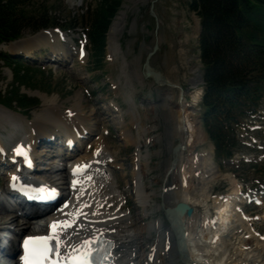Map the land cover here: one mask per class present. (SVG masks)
I'll return each mask as SVG.
<instances>
[{"label":"rangeland","instance_id":"rangeland-1","mask_svg":"<svg viewBox=\"0 0 264 264\" xmlns=\"http://www.w3.org/2000/svg\"><path fill=\"white\" fill-rule=\"evenodd\" d=\"M92 1L49 0L46 5L50 6L51 11L48 12L47 17L52 15L53 18H56L55 21L60 24H65L72 18L75 19L74 22H79L77 13L85 5L84 3ZM152 3L154 5L151 8ZM124 4H126L125 8ZM188 5L189 0H124L121 10L124 8L126 11V23L118 36L121 49L117 57L110 55L107 45L106 58L100 70L90 69L93 67V63H91L92 54L90 57L89 50L87 56L81 61L75 54V60L68 66L53 69L43 66V73H31L32 77L27 83L18 87L21 94L27 95L31 99L33 103L31 108L22 109L17 102H14L12 110H18L20 114L27 113L28 117L34 120L36 117L43 119L49 116L51 107L57 109L58 114L61 115L71 113H64L71 109L70 111L75 112L73 114L80 113L84 116L83 118L89 119L88 127L95 131L92 137L98 139L99 142L104 141L108 150L116 158L117 170L112 172V182L116 183L120 192L129 201L127 207L130 208V211L124 213L130 215L138 226H149L153 221L160 219L164 222L167 221L165 219L167 216L161 209L162 190L166 184L171 186L174 180L177 184L181 182L179 177L184 176L185 169L189 170L187 175L185 174L188 180L187 184L184 185V188L182 187V191L179 189L175 191L183 197H189L191 204L193 203L196 207L198 218L201 217L198 222L200 226H197V236L194 240L192 237L190 239L192 240L193 254L195 253L196 256L200 254L201 259H203L202 256L208 259V264L210 261L211 264H264V211H251L252 214L262 213L261 219H256L254 216L255 218L251 221H246L236 215L233 204H231L232 207H227L228 210L224 216H227L225 222L221 223L220 221L215 223L216 225L207 223L214 214L216 219L217 207L222 202L221 198L216 195L225 191H246L251 187H256L257 184L260 185L264 179V136L261 135V132H254L253 135L258 133L260 135L252 138L245 128L246 124L250 125L251 123H255V126H264V98L260 101L257 117L253 120H250V116L243 118L241 120L243 123L236 128L237 139L241 143H248L249 147L241 145L238 150L232 152L234 163L229 164L226 159L215 157L212 142L201 123L197 129L195 126L192 144L179 153L177 152L179 159L174 169L175 171L177 169L176 177L171 174L172 171L169 172V168H173L174 149L182 141V132H180L179 126L180 106L177 109L176 102L181 101L182 90H184L183 96L191 97L192 95V100L195 95L197 99L195 104L198 105L196 108L190 109V112L198 114L199 99L202 94L203 70L198 54L197 26L199 17L188 8ZM66 33L67 43H61V46H70L71 48L78 38L79 32L69 29ZM40 34L41 32L36 34L25 30L22 38L34 37L31 41L36 40L35 47L42 45L44 42H41L46 38L52 40L51 37H53L58 40L54 32L50 31V34H47L48 37H45V33ZM23 40L13 43L17 45V50L23 45L21 43H28ZM156 43L159 44V49L152 56L150 65L162 73L164 80L170 86L146 75V56ZM10 44L8 43L7 46H12ZM4 45L2 48L5 47ZM0 52L2 55L5 53L4 50H0ZM123 62L126 64L127 77L122 69ZM15 65V62L10 58H0V90L6 95L17 88ZM28 65L31 66L32 63H28ZM193 69H196L199 73L198 77H200V79L197 78L195 86L190 83V79L196 74ZM129 91L130 95H128ZM164 94L167 99L160 100ZM133 100L136 101L134 111L129 106ZM110 102L114 107L110 106ZM97 110L102 113L98 114ZM136 112L142 116L140 117L138 114L141 119L139 125L144 128L142 136L139 135L140 129H137V123H132ZM190 112L187 111V113ZM22 116L28 118L23 114ZM3 129L4 132L8 129H11L12 133L17 131L8 125L6 127L0 125V131L3 132ZM123 130L130 141L123 134ZM242 135L244 136L242 137ZM139 137H141V141L138 139ZM137 140H139V146L136 143ZM141 142L144 144L142 147ZM42 147H44L43 151L46 149L47 152L53 148ZM139 151L147 155L146 159H142L141 164L136 160ZM207 151H211L210 164L206 159H203H210V154ZM193 155H196L200 161L192 163ZM44 160L59 161V159ZM180 167L181 169H178ZM135 172H144L142 185H145L144 187L147 189H144L152 194L145 212L136 203ZM172 187L165 189L163 194ZM171 198L169 203L174 202L173 197ZM174 204L166 206H174ZM204 218L205 221L202 225ZM230 218L232 221L228 224ZM18 221L14 220L16 224ZM210 225L215 227L211 228ZM163 228L164 231L162 229L159 232L154 230L150 234L149 240L141 241L144 248V252L139 253V255L142 254L139 257L141 264L147 256L150 245L155 244L158 238H163L168 232L167 230L171 228V224L167 221ZM12 233L9 231L8 235L11 236ZM213 233L215 236H217L216 233L219 235L217 241L211 243L209 240ZM166 242H170L168 236ZM163 260L168 261L165 258ZM6 261H10V259Z\"/></svg>","mask_w":264,"mask_h":264},{"label":"bare ground","instance_id":"bare-ground-1","mask_svg":"<svg viewBox=\"0 0 264 264\" xmlns=\"http://www.w3.org/2000/svg\"><path fill=\"white\" fill-rule=\"evenodd\" d=\"M125 6L126 4H124V8ZM124 8L120 11L118 16H116L117 18L112 22L109 31L108 48L110 55H113L115 57L118 56L119 51L121 49L118 36L122 31L123 26L126 23V19H125L126 11L124 10ZM43 33L46 34L45 37H48L47 34H50V31L49 32L42 31L41 34ZM33 38L34 37L23 40V41H27L28 43H21L23 44L21 47L28 48V50L27 51L25 50L24 52L26 53L34 52L33 49L36 46L37 42L36 40L31 41ZM45 41L49 43L51 40H48L46 38L41 43L43 42L45 43ZM122 69L124 70L123 72L124 74H126L127 77L128 74L126 73V64L124 62ZM193 79H195V81L192 82L194 84L197 81V77H194ZM130 94L131 92L129 91L128 95ZM53 101L55 102L56 99ZM181 110L182 107L180 108V111ZM97 113L100 114L98 110ZM83 117L84 116L80 115V113L79 114L66 113L65 115H61L60 113L58 114L57 109L51 107V114L49 116L44 117L43 119H41V117H36L34 120L30 121V119L28 118L27 119L23 118L22 114L18 113V111L0 105V125H2L3 127H6V125H8L9 127H12V129H16L17 131H19V129L21 128H24L25 130V132L23 133L24 135L22 137H19V140L26 139L24 141L26 142L30 141L33 144H38L41 142L40 139L42 137L41 136L42 134H46V135L48 134L50 137L52 135L51 133H53V131L55 132V129L56 131L58 129L60 131L62 130L63 132L65 131L67 134H72V139L74 140L73 143L76 144L77 140L75 141V139H77L76 137H77V133L79 132L78 130L79 128H81L82 131L84 129L86 131L93 130V128L91 129L90 127L87 126V121H89V119H85ZM140 120L141 119L139 115L135 114V116H133V122L137 123L138 129H140L139 135L142 136L144 134V130H143L144 128L143 126L139 125ZM184 122L187 123L186 132L187 133L189 132V135L187 136L186 139L187 140L186 147H187L188 145H191L192 142L194 141L195 125L194 122L188 117L184 119L182 114H180L179 112V124L181 130L183 128ZM51 129L54 130L51 131ZM33 130H36V136L33 134ZM15 133H12V135L18 136V133L17 134ZM58 134L59 133H56V135ZM124 134L126 135V132ZM68 139L69 138L66 137L62 142L67 141ZM138 139L140 141L142 140L141 137H139ZM127 140L130 141L128 137ZM139 140L136 141L138 145H139ZM62 142L61 141L58 142L56 139L53 138L52 140H50V143H52L53 148L55 147L54 149L52 148L51 151L54 152V150H56L62 156L59 157V162H56V160L49 162L45 161L42 157L43 155L34 150L35 152L34 155L37 156V159L48 163V166L46 167L38 166L37 167L38 171H41L40 169L43 168H52L54 167V164L57 163L55 164V167L57 169L56 171H50L49 173L47 171L44 174L46 175V179L49 182L60 187V188L55 187V190L60 192L61 195L60 202H63L58 212V216L54 221L57 222L58 225L60 226L57 227V229L55 230H53L50 226L44 228L42 231L44 235L42 236H48V235L55 236L59 244V253L62 256H64L65 254L70 252L73 248H75L80 243L85 241V239L92 238L98 234H102L108 236L114 242L113 259L115 264H141L139 257L142 254L139 255V253L144 252V248L141 244V241L149 240L150 234L154 230H157L156 232H159L160 229H162L163 227V222L160 220H155L151 224H149V226H143V225L138 226L136 224L137 222H134L131 219L130 215L124 213L123 211L121 212L119 210L122 205L121 203H118L116 207L110 209V207L112 206L110 202H113L111 198L119 197L120 193L117 190L118 187L116 188V185L112 182L113 170L110 171L104 168V163L106 159H112L114 157L108 151V147L106 144L102 143V145L100 144L101 148L97 147L96 148L97 150L88 153L91 151L92 144H90L89 146L86 147V151H87L86 154L84 156L82 155L83 156L82 158H76L74 157V155L76 154L75 152L79 149V147H76L73 153L72 151H70L72 150V147L68 145V147H66L68 149H65L64 146H62L63 145ZM57 146L59 147L57 148ZM137 157L140 160L139 162L141 163L142 159H146L147 155H144L139 151ZM176 162H174L172 166L173 167L172 174L175 177L177 171V169L176 171L174 170L176 168ZM192 162H196L195 159L194 161L192 160ZM188 172L189 170L185 169L183 173L184 176L180 178L181 182L178 183L179 185L175 182V186L168 189L167 192L163 194V198H164L163 203L165 206L167 204L170 205L180 201H185L190 205H192L191 201L189 200V197H183L182 195L179 194V192L175 191L176 189L178 190V188H181L179 190L182 191L184 185L188 181L186 179V175ZM143 175L144 172L142 173L135 172L134 179L137 182V186L135 190L136 203L140 206V208H143V211L145 212L148 207L149 199L151 198L152 194L146 191L144 189L145 188L144 185H142ZM235 192L236 191H233L231 194H227L225 196V201L219 204L216 212L218 214V216L216 214V219L218 221L214 218L213 222L219 223L221 221V223H223L227 220V216L226 217L224 216L226 215L227 207L233 204L234 196H236ZM171 197H173L174 199L173 203H169V199ZM2 201L3 199L0 197V204L4 205ZM9 204L10 203L6 202L4 206H0V215H1L0 231L2 228L6 227V224L11 220L13 221L19 220L15 226V230L17 233H21L26 228H29L33 225L41 226L42 221H40L39 219L31 220V217L38 215V213L29 212L25 216H22L21 219H18V216L16 214H12L7 211ZM197 215L198 213L195 212L191 216L181 217V219L183 220L182 225L183 227H185V230L188 233V236L186 237V239H184L185 243L183 246L180 245L177 239L175 238V234L173 230L168 231L165 233L163 238H158L155 244L150 245L149 251L147 252V256L144 258L143 264H201L205 262L206 259L198 258L200 254L199 255L197 254V256L194 255L195 253L191 255L189 251L188 241L190 237H192L193 240L196 238L198 233L197 226H200L198 225V222L201 217L198 218ZM204 221L205 218L202 221V225ZM207 223H211V225L213 224L210 219ZM7 225H9V223ZM194 225H195V230H194ZM145 232L147 233V236H145L146 234ZM216 235L218 236L219 234L216 233ZM12 236L14 238V240H12L14 251L12 252H15L19 250L18 237L15 235ZM167 236L170 238L169 243L166 242ZM217 236H215L213 233L212 236H210L211 240L209 241H211V243L216 242L218 239ZM3 242H4L3 236L2 237L0 236V250H4V246L2 245ZM167 245H169L170 248H168ZM215 247L217 246L215 245ZM4 257H6V255H3L2 257L0 256L1 259L3 258L5 260L6 258ZM161 258L162 259L165 258L168 261L165 262ZM202 258L204 257L202 256ZM209 263H211V261ZM11 264H18V262L13 261Z\"/></svg>","mask_w":264,"mask_h":264},{"label":"trees","instance_id":"trees-1","mask_svg":"<svg viewBox=\"0 0 264 264\" xmlns=\"http://www.w3.org/2000/svg\"><path fill=\"white\" fill-rule=\"evenodd\" d=\"M48 1L0 0V43L23 36L25 30L35 32L57 25L56 18L47 17L51 11ZM123 1L93 0L81 8L78 19L82 23L76 25L83 24L87 31L94 65L91 69L104 61L107 34ZM190 7L203 25L200 48L206 104L218 108L227 120L235 118L244 107L255 108L263 91L258 83L264 81V0H192ZM15 70L18 86L7 95L0 90V103L10 106L17 102L26 108L30 99L18 87L26 84L34 72L20 65ZM238 93L242 96L235 98ZM217 123L207 125V130L217 152L228 155L236 143L226 134V119Z\"/></svg>","mask_w":264,"mask_h":264},{"label":"snow or ice","instance_id":"snow-or-ice-1","mask_svg":"<svg viewBox=\"0 0 264 264\" xmlns=\"http://www.w3.org/2000/svg\"><path fill=\"white\" fill-rule=\"evenodd\" d=\"M79 167V166H78ZM57 222H53L50 227L55 230L59 227ZM50 237H29L25 240V257L24 264H46L50 259V252L52 251L48 247V240ZM29 241H33L31 246ZM76 255L69 258L68 264H92L91 256L93 251L91 250V241L82 242L79 249H77ZM52 264H60L59 259L52 261Z\"/></svg>","mask_w":264,"mask_h":264},{"label":"water","instance_id":"water-1","mask_svg":"<svg viewBox=\"0 0 264 264\" xmlns=\"http://www.w3.org/2000/svg\"><path fill=\"white\" fill-rule=\"evenodd\" d=\"M157 46H155L154 49H156ZM152 55V53L148 54V57H147V60H146V65H147V69H148V72H147V76H150V75H154V77L156 79H158L159 77L157 76L158 74H154V73H151L150 69H149V58L150 56ZM177 211H180L181 213H187L188 215H191L192 211H193V208L191 206H189L187 203H184V202H180L176 208H175Z\"/></svg>","mask_w":264,"mask_h":264}]
</instances>
